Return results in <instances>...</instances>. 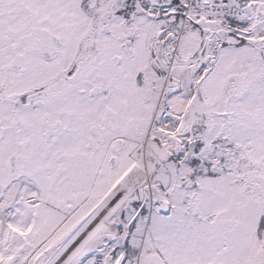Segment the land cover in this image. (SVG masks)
I'll use <instances>...</instances> for the list:
<instances>
[{
    "label": "snow or ice",
    "instance_id": "snow-or-ice-1",
    "mask_svg": "<svg viewBox=\"0 0 264 264\" xmlns=\"http://www.w3.org/2000/svg\"><path fill=\"white\" fill-rule=\"evenodd\" d=\"M0 264H264V0H0Z\"/></svg>",
    "mask_w": 264,
    "mask_h": 264
}]
</instances>
